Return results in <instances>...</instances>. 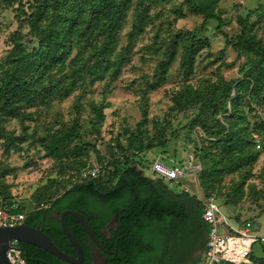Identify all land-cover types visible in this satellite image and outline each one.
I'll list each match as a JSON object with an SVG mask.
<instances>
[{
    "label": "rangeland",
    "instance_id": "374dc122",
    "mask_svg": "<svg viewBox=\"0 0 264 264\" xmlns=\"http://www.w3.org/2000/svg\"><path fill=\"white\" fill-rule=\"evenodd\" d=\"M183 1L129 0L107 48L99 49L100 37L90 30L70 50L65 63L70 67L55 76L60 84L45 79L35 86L37 99L14 109L21 115L0 111V200L17 196L26 211L42 208L79 183L80 171L108 157L115 145L137 147L141 161L135 167L142 176L155 158L165 156L162 162L170 167L171 160L185 162L189 152L207 168L200 148L216 139L207 132L218 121L242 140H230L222 157L208 164L209 171L223 159L218 164L225 172L212 180L213 187L207 188V177L200 185L229 220L248 219L264 234V63L253 47L228 41L247 18L248 34L264 48V0H216L220 30L215 20L201 26L203 16ZM16 8H0V83L10 69L6 53L12 46L8 37L17 30ZM197 29L192 44L187 32ZM22 34L21 48L35 51L37 41L26 27ZM242 80L246 91L235 88ZM210 100L224 102L202 110ZM240 155L254 159L240 163ZM178 183L199 195L196 176ZM187 240L172 243L159 264L190 259ZM256 259H264L262 240L242 264Z\"/></svg>",
    "mask_w": 264,
    "mask_h": 264
},
{
    "label": "trees",
    "instance_id": "16d2710c",
    "mask_svg": "<svg viewBox=\"0 0 264 264\" xmlns=\"http://www.w3.org/2000/svg\"><path fill=\"white\" fill-rule=\"evenodd\" d=\"M198 1H201L200 4ZM128 2L129 0H0V8L17 5L15 10L17 30L8 37L12 46L6 53V61L10 69L0 83V111L21 115L19 110L14 112V109L30 105L37 99L33 92L36 91L35 86L45 79L60 84L59 78L55 76L66 67H70L65 64L70 50L75 42L87 40L86 34L90 30L97 31L94 36L100 37L99 49L107 48ZM216 2V0L183 1L190 11L203 16L201 26H204L208 20H215L218 23L217 29L220 30L223 21L213 12ZM247 20V18L242 20L239 34L232 35L228 41L246 43L253 47L260 54V63H264V48L256 42L255 36L248 34L250 26ZM25 27L28 29V34L37 41V47L31 53L22 49L20 45L23 40L22 30ZM197 34L198 29L187 32L192 44L197 43ZM235 88L246 91L248 82L242 80L236 83ZM230 91L229 87L224 90L226 97H229ZM217 102L218 100L208 101L206 106H202V110L210 106L214 107ZM223 102L219 100L218 103L222 106ZM217 112L218 110H214L213 115ZM214 127L215 131L207 132V135H214L216 139L211 138L207 142V148L204 146L200 148L204 157L207 156V168L201 166L198 175L199 188L204 196L211 195L203 192L199 179L207 177V188L213 187L212 180H217L216 177L221 175V172H225L218 164L223 159L215 162L214 167L209 171L208 164L211 165L215 159L222 157L221 153L227 149L230 140H237V132L231 126H227L226 129L217 121ZM115 148L116 151L110 147V154L107 155L109 159H105V155L98 157V162H107L103 173L97 178L71 186L60 195L52 197L42 208L26 211L20 204L16 212L25 215L23 223L32 227L40 223L38 228L54 245L73 257L75 253L62 233L59 221L50 217L54 211L61 213L64 210H73L85 220L103 249L116 250L122 259H130L131 264H141L142 260L134 261V257L138 256L139 249L143 247V234L147 226L157 225L162 239L168 246V242L171 244L175 241L186 222L195 221V224L190 225L189 230H186L189 234L188 246H191V250L195 248L200 239L198 232L206 231L207 228L201 217L200 202L194 196L183 192L179 197L184 195L186 199L182 201L168 197L169 191L162 185L161 180H150L142 176L135 167L141 161L135 145L131 144L126 149L115 145ZM253 159L250 155L236 157L240 163L242 161L248 163ZM230 166L233 167V164ZM239 166L245 168L246 164ZM184 201L191 202L195 209L184 214L186 212ZM10 203V198L0 200V206H10ZM43 212L46 213L44 220ZM114 214H117L115 225L108 231L112 237L107 239L102 233L107 230V225ZM189 218H192V221H189ZM63 221L82 249L83 262L89 263V252L93 244L85 229L69 214L64 216ZM150 231L152 232L153 228ZM194 232L197 235H193ZM18 246L27 264H68L34 245L18 242ZM145 248L146 256L150 258L155 248L150 243ZM255 261L254 264H264V259Z\"/></svg>",
    "mask_w": 264,
    "mask_h": 264
},
{
    "label": "built area",
    "instance_id": "2783aa9c",
    "mask_svg": "<svg viewBox=\"0 0 264 264\" xmlns=\"http://www.w3.org/2000/svg\"><path fill=\"white\" fill-rule=\"evenodd\" d=\"M116 151V148H113ZM105 159H109L106 157ZM165 156L155 158L143 175L150 180H161L164 183L172 184L180 192L196 197L201 205V217L207 228L202 250L199 252L197 264H242L251 252V247L255 242L264 241V234H260L250 220L232 222L229 220L213 198L204 196L199 190V195L190 192L186 187H180L178 180L184 176L194 175L198 182V175L201 172V165L195 158V154L189 152L185 156V162L171 160L173 164L168 167L162 160ZM107 161L96 162L80 171V182L97 178L103 173ZM199 185V184H198ZM199 189V187H198ZM10 206H0V227L16 226L22 224L25 215L17 213L21 200L14 196L10 198ZM8 248L7 259L10 264H27L22 256L21 249L17 241H11Z\"/></svg>",
    "mask_w": 264,
    "mask_h": 264
},
{
    "label": "water",
    "instance_id": "95a60500",
    "mask_svg": "<svg viewBox=\"0 0 264 264\" xmlns=\"http://www.w3.org/2000/svg\"><path fill=\"white\" fill-rule=\"evenodd\" d=\"M66 214L75 217L79 221V223L85 229L86 233L88 234L90 240L93 243L92 249L97 252V254H95L94 257L96 255H99L97 250L98 249L103 250V249L101 245L97 243L96 239L94 238V235L92 234L85 220L77 212L73 210H64L61 213L55 211L52 217L59 221L62 233L64 234L65 238L71 245L75 253V257L69 256L64 252L60 251L50 240V238L45 233H43V231L40 228L32 227L26 225L25 223H22L16 226L0 227V264H10L7 259V250L8 248H14L9 245L10 242L13 240L17 242L31 244L38 248H41L44 251L48 252L49 254L55 256L56 258L68 264H81L83 259V252L77 240L72 236V234L69 232V230L66 228L64 224L63 218ZM116 217L117 214H114L111 220L109 221L110 226L107 225L108 228L107 231H109V229L115 225Z\"/></svg>",
    "mask_w": 264,
    "mask_h": 264
},
{
    "label": "flooded vegetation",
    "instance_id": "af4514ba",
    "mask_svg": "<svg viewBox=\"0 0 264 264\" xmlns=\"http://www.w3.org/2000/svg\"><path fill=\"white\" fill-rule=\"evenodd\" d=\"M161 183L163 186L167 187V183H164L163 181H161ZM168 191H169L167 194L168 197H171L173 199L178 198L180 201L186 199V197L184 195L179 197L181 195V192H177L176 188L175 189H169L168 188ZM184 205L186 208L185 209L186 212H184V214H186L189 210L195 209V207L193 206V204H191V202L189 203V202L184 201ZM54 212L51 214V216H50L51 218H53L52 215L54 214ZM150 213H152V210H150ZM45 214L46 213L43 212V216H42L43 220L45 219ZM149 214H147V217H149ZM176 222H177V220L175 221V223ZM187 224H188V222L185 223L183 230L179 234H177V237L173 243H175V244L182 243V242L185 243V241H186L185 238L187 236L189 237L188 232H186V230H188V227H189ZM35 225H36V227H39V225H41V224L36 223ZM108 225L110 226V222ZM152 228H153V231L151 232L150 229H152ZM107 230H108V228H107ZM107 230H105L102 234L107 239H110L112 236L110 233H108ZM205 233H206V231H203L201 233L200 239L198 240V244L190 252V255H189V257L191 256L190 259L186 260L184 262V264H195V260L198 258L199 252L203 248V244H204V240H205ZM149 243L152 244L155 248L150 258L148 256H146L147 252H146V248H145L146 245ZM171 244H170V242H168V246H167V242H165L162 239L160 232H159V228H157V225H154L153 227L147 226L145 231H144V234H143V247H141L139 249L140 253L138 254L137 257L136 256L134 257V261L142 260L141 264H159L160 260L162 259L163 255L166 252H167V254H170V249H172V246L170 247ZM99 245H101V244H99ZM102 249H103V247H102ZM174 250H175V248H174ZM97 251H98L99 255H96L94 257V255L97 254V252L95 250L91 249V251L89 252L90 253L89 263H84L83 259H82L81 264H131L130 259H122L121 257H119L116 250L98 249ZM73 257H75V255Z\"/></svg>",
    "mask_w": 264,
    "mask_h": 264
},
{
    "label": "crops",
    "instance_id": "0c3cea01",
    "mask_svg": "<svg viewBox=\"0 0 264 264\" xmlns=\"http://www.w3.org/2000/svg\"><path fill=\"white\" fill-rule=\"evenodd\" d=\"M224 215H225V214H224ZM232 222H233V221H232ZM234 223H236V222H234ZM202 232H203V231H199V232H198L199 236L201 235Z\"/></svg>",
    "mask_w": 264,
    "mask_h": 264
}]
</instances>
